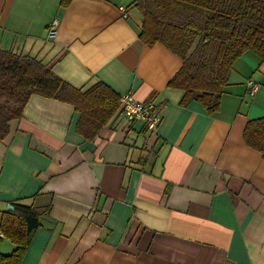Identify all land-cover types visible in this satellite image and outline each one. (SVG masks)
Instances as JSON below:
<instances>
[{
	"label": "crops",
	"instance_id": "1",
	"mask_svg": "<svg viewBox=\"0 0 264 264\" xmlns=\"http://www.w3.org/2000/svg\"><path fill=\"white\" fill-rule=\"evenodd\" d=\"M66 1L0 0V49L81 91L129 92L160 120L148 130L116 113L87 140L72 105L29 96L0 140V221L14 202L43 212L19 264H264V159L243 140L264 116V59L244 51L208 113L181 104L169 83L182 57L141 39L135 0ZM14 247L0 239V254Z\"/></svg>",
	"mask_w": 264,
	"mask_h": 264
},
{
	"label": "trees",
	"instance_id": "2",
	"mask_svg": "<svg viewBox=\"0 0 264 264\" xmlns=\"http://www.w3.org/2000/svg\"><path fill=\"white\" fill-rule=\"evenodd\" d=\"M135 6L142 15L141 39L160 41L182 57L169 84L183 90V105L196 100L208 113L216 112L233 62L246 50L264 59V0H135ZM31 94L72 105L78 113L75 130L87 140L117 113L120 98L101 81L81 91L40 60L0 49V140L9 122L21 118ZM243 140L264 159V116L247 121ZM13 206L3 213L0 232L15 247L0 254V264H19L43 213L31 204Z\"/></svg>",
	"mask_w": 264,
	"mask_h": 264
},
{
	"label": "built area",
	"instance_id": "3",
	"mask_svg": "<svg viewBox=\"0 0 264 264\" xmlns=\"http://www.w3.org/2000/svg\"><path fill=\"white\" fill-rule=\"evenodd\" d=\"M121 11L123 7L119 8ZM58 20L53 19L47 28V37L54 38L56 35V28ZM247 86L251 94L255 92L256 84L251 80H247ZM117 114L121 115L123 119L132 123L141 121L148 130H154L160 120L159 114L151 102H142L137 100L131 93H125L119 98V107ZM4 237L0 232V239Z\"/></svg>",
	"mask_w": 264,
	"mask_h": 264
},
{
	"label": "water",
	"instance_id": "4",
	"mask_svg": "<svg viewBox=\"0 0 264 264\" xmlns=\"http://www.w3.org/2000/svg\"><path fill=\"white\" fill-rule=\"evenodd\" d=\"M6 210H9V211L13 210V206L11 204L7 205Z\"/></svg>",
	"mask_w": 264,
	"mask_h": 264
}]
</instances>
